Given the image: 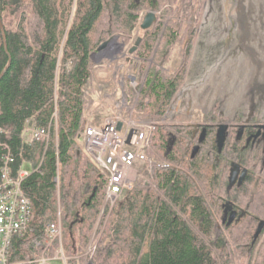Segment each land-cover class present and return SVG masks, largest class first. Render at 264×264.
<instances>
[{"label":"trees","instance_id":"obj_1","mask_svg":"<svg viewBox=\"0 0 264 264\" xmlns=\"http://www.w3.org/2000/svg\"><path fill=\"white\" fill-rule=\"evenodd\" d=\"M174 1L0 0V167L7 145L14 156L13 176L30 167L22 188L32 200L30 228L13 235L11 262L35 264L32 259L45 247V227L57 218L60 200L69 204L65 214L69 219L63 221L69 264L85 263V255L79 253L86 251L95 230L106 180L101 173L81 208L63 195L55 177L60 163L61 186L66 187L64 167L83 151L78 140L85 128L83 105L85 86L93 78L92 53L113 35L128 42L143 12L153 9L159 11L157 20L143 29L137 49L143 47L146 63L153 53L156 57L162 51L167 56L182 25L168 18ZM204 2H186L183 15L192 16V22L179 67L154 76L148 71L145 76L141 94L151 97L139 106L148 107L152 118L165 114L185 80ZM216 118L214 111L211 119ZM29 119L51 125L47 145L23 138ZM240 119L237 113L231 125H248L237 123ZM194 126L177 121L157 125L152 144L172 165L156 167L149 185H135L114 204L104 227L100 225L96 232L98 248L92 264H264V229L255 238L264 219L263 161L251 144L246 145L245 136L237 137L238 129L226 144H220L215 123L208 125L203 138L193 134ZM172 135L176 139L167 152ZM233 162L251 169L241 185L231 184ZM226 200L241 207V214L231 218ZM218 221L222 231L213 238ZM58 244L55 240L51 251Z\"/></svg>","mask_w":264,"mask_h":264},{"label":"rangeland","instance_id":"obj_2","mask_svg":"<svg viewBox=\"0 0 264 264\" xmlns=\"http://www.w3.org/2000/svg\"><path fill=\"white\" fill-rule=\"evenodd\" d=\"M186 2L187 0H175L172 5L174 10L168 15L175 23L182 21V25L178 41L167 56L159 51L156 57L153 53L146 63L141 54L143 47L129 51L137 37L143 35L140 23L148 10L143 12L141 21L128 42L117 38L109 49L93 54V78L85 86L87 100L83 105L84 126L90 120L101 121L116 111L126 94L131 101L138 95L137 109H145L146 119H159L161 123H235L237 113L241 115L237 122L239 124L250 121L264 123V0H205L185 80L165 114L152 118L148 107L139 106L143 99L151 97L149 93L141 94L147 72L152 76L157 73H172L182 61L188 26L192 22V16L183 15ZM156 12L158 15L159 11ZM121 42L124 44H120ZM214 111L217 112V118L211 119ZM78 142L83 151L74 154L65 165L67 186L62 188L60 185L59 189L71 203L77 202L82 208V202L103 172L85 150L82 136ZM153 150L160 154L152 144L151 151ZM138 167L142 174L136 185H149L152 172L145 168L144 163H139ZM151 184L154 189L159 190L155 182ZM104 199L97 219L101 228L108 218L102 214ZM61 204L65 206L62 217L65 221L69 219V215H65L69 204L63 201ZM97 223L93 234L99 228ZM79 226L76 225L77 230ZM221 231L222 226L218 223L213 238ZM63 240L67 250L68 237L65 232ZM55 264H62V260H56Z\"/></svg>","mask_w":264,"mask_h":264},{"label":"built area","instance_id":"obj_3","mask_svg":"<svg viewBox=\"0 0 264 264\" xmlns=\"http://www.w3.org/2000/svg\"><path fill=\"white\" fill-rule=\"evenodd\" d=\"M138 95L131 101L126 94L120 101L118 108L101 121L90 120L81 133L84 148L92 156L103 172L106 180L105 201L102 214L111 212L114 204L129 189H132L142 174L138 167L144 163L145 168L153 172L156 167H168L172 163L152 150V135L159 119H146L145 109H137ZM148 100V99H147ZM54 127L58 131V115L54 112ZM121 123V127H119ZM3 128L0 126V133ZM23 138L26 141L33 139L48 144L51 138V125H37L34 120L27 121ZM57 138V137H56ZM1 144V142H0ZM3 153V164L0 167V264H15L9 260V249L13 235L24 234L30 228L32 200L23 191L22 180L29 174L30 169L22 168L17 176L12 175V161L14 156L10 148ZM55 177L58 187L61 185V164ZM65 206L58 202L57 218L46 224L48 238L44 249L35 255L32 261L35 264H55L58 259L62 264H69L71 256L65 249L63 240V212ZM99 221L97 227H99ZM96 233L90 239L85 255V263L90 264L92 256L98 248ZM59 244L52 249L53 242Z\"/></svg>","mask_w":264,"mask_h":264},{"label":"flooded vegetation","instance_id":"obj_4","mask_svg":"<svg viewBox=\"0 0 264 264\" xmlns=\"http://www.w3.org/2000/svg\"><path fill=\"white\" fill-rule=\"evenodd\" d=\"M111 46H107L106 49H109ZM190 124H194L195 126L193 127V134L197 137H201L203 138L206 134H208V128H209V124H212L213 122H207V123H193V122H188ZM217 125V130H216V139L219 140V134H220V123L221 122H214ZM228 125L224 128V144L227 143V141L230 140L232 132L234 129H238L237 130V137H246V145L251 144L254 149H255V153L257 156L260 157V159L263 161L264 164V123H260V122H255V121H250L248 123H243V124H248V125H241L238 126L237 128H235L233 125H231L232 123H227ZM220 142V141H219ZM226 153V150H225ZM234 163H239L240 166L237 169L235 175H232V166L234 165ZM244 167L242 165V163L240 162H233L231 167H230V176H231V184H236V185H241L244 181V179L246 178V175L250 172V168L247 167V173L244 177V179L240 182V174L241 171ZM261 179H264L261 178ZM260 180V178L257 177V181ZM226 203V212H228V214L230 215L231 218H234L237 214H241L242 212V208L238 207L235 204H231L229 201H225ZM262 220V219H261ZM260 220V221H261ZM259 221V222H260ZM218 223L221 222L218 221ZM217 223V225H218ZM222 226V225H221ZM258 227V226H257ZM264 229V227H263Z\"/></svg>","mask_w":264,"mask_h":264},{"label":"water","instance_id":"obj_5","mask_svg":"<svg viewBox=\"0 0 264 264\" xmlns=\"http://www.w3.org/2000/svg\"><path fill=\"white\" fill-rule=\"evenodd\" d=\"M157 20V12L153 9L151 10H148L146 11V13L144 14V17L140 23V26L143 28V29H147V28H150L154 22H156ZM117 38H118V35H113L111 36L110 38L104 40L97 48V50H95L93 53H92V56L93 54L95 53H99L101 50L105 49L107 46H109L111 43H114L117 41ZM142 41V36H138L137 39L135 40V43L134 45H132L129 49L130 52H133L134 50L137 49V47L139 46V44L141 43ZM120 44H124V42H121ZM220 134H219V141H220V144H223L224 143V128L228 125L226 122H221L220 124ZM119 127H121V123H119ZM175 139H176V136L175 135H172L169 139V142H168V147H167V152H169L172 147H173V144L175 142ZM198 149V145L195 146V149L194 151H196ZM240 164L239 163H234V165L232 166V175L234 176L237 169L239 168ZM247 167H244L241 171V174H240V179L239 181L241 182L246 173H247ZM93 193H95V190L93 191ZM263 227H264V219H262L259 224H258V227L255 231V238H257L259 236V234L261 233V231L263 230ZM90 264H92V261L90 262Z\"/></svg>","mask_w":264,"mask_h":264}]
</instances>
